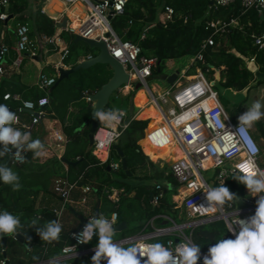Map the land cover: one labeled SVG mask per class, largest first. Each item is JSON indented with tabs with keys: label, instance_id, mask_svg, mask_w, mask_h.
Masks as SVG:
<instances>
[{
	"label": "trees",
	"instance_id": "16d2710c",
	"mask_svg": "<svg viewBox=\"0 0 264 264\" xmlns=\"http://www.w3.org/2000/svg\"><path fill=\"white\" fill-rule=\"evenodd\" d=\"M32 1L40 2V0ZM31 4V0H8L7 10L0 8V12L5 11L7 16L12 14V18L8 19L6 23L5 19L0 18V48L5 41L4 37L8 36L13 39L18 24L28 25L30 39H39L41 36L51 37L55 34L57 24L42 13L39 8L34 15L25 14ZM165 5L172 7L174 12L170 20L162 23L157 20V16ZM218 18L225 20L234 18L237 25L229 32L212 35L213 44L205 49L203 61L195 60L193 64L200 68L209 81L213 82V88L218 93L223 107L229 109V100L221 94L223 90L231 93L240 92L248 89L254 82L264 81V79H255L254 77V73L264 75V49L258 48L253 40L254 35L260 34L264 30V14L259 15L254 9L245 10L240 0H234L228 6L218 10L212 7V0H127L123 14L112 20V28L121 39L136 43L140 47L142 55L155 57L158 60L154 68L156 76L161 75L163 71L165 73L168 62L171 60L165 79V82L168 83L170 77L175 74L179 76L190 63L189 59H183V57L192 58L203 40L211 35L210 31L204 29V24L209 20ZM2 29L3 33H1ZM1 34L5 36L2 37ZM60 36L67 44L68 55L64 60V64L67 66L73 67L88 56H94L97 53L85 42L76 41L74 34L68 31H62ZM250 59H253L254 72L247 64V60ZM112 73L109 65L96 63L86 69L73 71L57 84H55L58 79L56 76L54 84L47 89V94L38 91L36 87L28 89V93L24 86L18 84H12L5 88L6 81H4L0 86V104H6L12 112L16 113L20 102L14 101L12 98L4 99V94L18 93L22 100L33 101L47 96L49 103L44 107L46 116L57 119L62 125L64 135L69 139L61 160L68 165L70 180L76 181L78 187L91 183L98 192L103 189V186L122 188L121 194L124 197L134 191V197L137 198L139 205L136 209L135 206L137 205L133 203L131 209L134 207L137 211L135 212L133 209L132 212L139 217V220L145 222L157 214L167 215L176 223H180L185 214L182 210L174 207L175 203L172 200V196L178 193V184L175 178L169 171L168 165L164 164L159 167L142 152L137 143L145 137L148 124L152 120L160 118L153 105L146 104V102L138 105L135 95V104L139 106L136 117L139 119H131L127 128L116 141V145L126 158V170L121 166L120 156L116 149L112 147L110 150V158L119 164V169L116 171L117 177L111 174L114 171L108 170V162L100 163L93 155L92 150L86 151L87 135L91 126L92 102L81 98V95L95 93L111 78ZM120 97L124 103L128 99L130 107H133L129 96L123 95L119 89H116L109 97L104 110L112 109L110 102L117 101ZM134 114L135 111L130 109L129 117ZM230 115L235 117V110H230ZM87 120L88 122L83 126V129L78 131L77 129ZM256 126L264 139V118L256 122ZM130 137L133 138L134 142ZM148 139L146 137L141 144L144 147V152L149 155L147 152ZM151 159L153 158L151 157ZM59 161L55 160L54 163L59 165ZM76 161H79L78 164L71 165ZM4 162L9 167L11 166L7 156L0 158V163ZM30 162L28 158L20 166L26 167ZM238 177L233 175L225 182L224 186L228 187L234 194L230 201L238 208L246 205L245 199H252L257 202L258 196L261 194L251 197L252 192L247 193L245 191L247 187L238 181ZM131 178H136L137 183H130L129 179ZM152 181L160 182L164 189L163 196L156 206H151L148 199L153 186ZM25 191L28 192L27 189ZM21 192L23 191L18 190L15 193V191L11 192L4 187L0 188V211L7 210L13 215L19 216L23 226L18 231L25 236L26 248L24 260L20 264H40L45 260L60 257L62 255L61 249L71 244L69 235L71 231L76 229V225L62 226L60 237L56 241H42L36 228L32 227V221L37 222V227H42L46 222L55 220V214L50 208L33 209L31 214L25 213V216L19 213L17 206L16 208L13 206L12 197ZM23 196H26V193ZM23 196L18 194L15 197L17 201L22 202ZM102 198L103 204L107 207V211L104 213L112 214L115 212L118 215L121 198L116 204L111 203L106 195H103ZM16 204L20 205V203ZM93 208L92 217L98 218L99 216L95 215L96 204ZM159 220L161 221V219ZM143 223L138 227H141ZM28 237H31L30 241ZM191 238L194 245H199L201 251L204 252H208V248L221 239H233L222 220L194 228ZM97 242L98 236L93 238L90 243H85L81 249L96 246ZM34 257L38 259H34ZM2 261L3 264H7L0 246V264ZM45 264H92V258L88 255H82Z\"/></svg>",
	"mask_w": 264,
	"mask_h": 264
},
{
	"label": "built area",
	"instance_id": "2783aa9c",
	"mask_svg": "<svg viewBox=\"0 0 264 264\" xmlns=\"http://www.w3.org/2000/svg\"><path fill=\"white\" fill-rule=\"evenodd\" d=\"M66 6H76V11L73 13L75 20L68 24V31L74 35H81L86 38L102 41L105 44L108 54L121 64L124 71L128 74V82L124 88L131 89L136 92L132 82L143 85L148 94L146 104H151L156 109L160 119L148 131L151 132V141L158 148L163 142L166 143L169 152L163 161L168 163V158L171 162L168 165L169 171L175 178L178 188L181 190L173 196L175 198V208L184 212L185 217L180 223H176L167 215H156L155 218H162L166 225L155 228L150 234H141L133 237H127L114 241L113 244L129 248L132 246L146 247L149 244L161 243L167 249L176 255L175 249L181 243L194 244L191 238L192 230L200 225L207 224L216 220H222L226 224L228 230L235 228L239 231L237 222L240 219H247L255 214L257 202L252 199H245L246 205L243 207H235L232 201H226L223 205L215 204L213 207H208L206 201V191L210 187H218L221 184L225 185L228 178L233 175L240 176L245 172L258 174L259 171H264V157L261 152L260 145L248 129V135L251 137L258 151L250 152L243 139L240 137L236 129L239 126L238 119H233L232 116L225 110L221 104L218 93L213 88V82L209 81L203 72L198 67L193 79L188 80L185 84L179 82L168 85L157 94L148 87L147 79L154 77V68L158 60L155 57H148L141 54L140 47L131 41L121 39L112 28V20L123 14L124 6L127 0H61ZM234 0H212V7L216 10L221 7L228 6ZM241 5L245 10L254 9L259 15L264 14V3L261 0H240ZM8 0H0V8L6 9ZM111 10V12L109 11ZM173 8L165 5L157 16V20L164 23L171 19ZM7 14L5 11L0 12V18L5 19ZM237 21L234 18L225 20L218 18L209 20L204 24V29L210 31L206 39L203 40L198 51L192 57V62L203 61V54L207 46L213 44L215 33H225L236 27ZM15 50L18 54L33 53L36 48L35 41L29 37V28L27 24H18L15 30ZM57 39L53 36H41L39 41L46 44H54ZM254 44L264 49V30L253 36ZM58 41V40H57ZM8 52V47L2 45L0 48V73L3 72L2 62ZM68 55V49L63 47L59 60L55 63V68L65 67L64 60ZM92 56H88L90 58ZM19 59L14 61L18 65ZM253 62V59L247 60V64ZM186 69L180 76L185 75ZM178 76V77H180ZM177 77V78H178ZM41 87H49L55 82V78L47 77L43 74L39 77ZM129 91V90H128ZM85 94V99L91 101L88 93ZM132 95V100H133ZM4 99H19L17 94H4ZM92 102V101H91ZM49 99L47 96L33 100H20V105L17 112L27 111L30 113V123L22 124L24 131L29 130L30 126L38 124L46 115L44 107L48 105ZM133 104V102H132ZM121 113V119L116 124L115 128H108L98 122L97 127L93 132L92 152L98 157L101 163L108 162V166L112 171L119 169V164L110 158V150L112 145L120 138L122 132L127 128L131 119H136V115L129 117L128 113L123 109H118ZM223 125V127H221ZM51 138L57 146L60 143L68 142L65 135L58 131L51 132ZM11 147V146H10ZM3 145L0 144V150ZM176 149V150H172ZM16 149H12L13 154ZM173 152L175 158L173 159ZM176 152V153H175ZM178 153V154H177ZM29 151L24 153L25 161L17 162L9 156L12 165H22L28 159ZM168 160V161H167ZM247 166L245 170L244 166ZM255 166V169L253 168ZM202 171H209V174L204 176ZM77 187L76 182H68L63 178H56L54 181V191L62 198L60 209H55L53 212L56 215V220L60 219L63 208L73 202L71 200V191ZM83 196L80 199V204L86 203L87 195L92 191H97L90 185L81 187ZM247 193L250 191L245 190ZM103 192L112 201H117L119 195L123 192L122 188L103 187L100 191ZM151 205L156 206L163 196L164 189L160 182H153L151 189ZM262 196L264 192L259 193ZM258 195L252 192L251 197ZM200 205H204L202 209ZM114 217V219H113ZM117 217L116 213L112 214V223ZM88 218L87 220H90ZM85 225L79 229L70 232L69 238L71 244L64 246L61 251L63 255H88L95 254V246L88 250H80L85 243H79L76 236L83 230ZM230 232V231H229ZM233 239L235 236L230 232ZM96 237V236H94ZM93 237V238H94ZM167 237L168 239H164ZM1 246V238H0ZM207 252L201 251L198 264H203V256ZM146 259V258H144ZM4 262L2 261V264ZM101 264H107V261L102 258ZM143 264V260H142Z\"/></svg>",
	"mask_w": 264,
	"mask_h": 264
},
{
	"label": "crops",
	"instance_id": "0c3cea01",
	"mask_svg": "<svg viewBox=\"0 0 264 264\" xmlns=\"http://www.w3.org/2000/svg\"><path fill=\"white\" fill-rule=\"evenodd\" d=\"M31 3L32 4L30 5L29 9L26 10L25 14L34 15L39 8L40 11L44 13L47 17L53 19L55 23L57 24V29H56L55 34L53 35V38L57 39L58 41L56 40L54 44H46L45 42L39 41L38 38H33L31 40L35 41V44H37L36 48L32 51L33 53L30 54L26 52V53L18 54L14 48L15 40H16L15 35L13 39L12 38L10 39L8 36L4 37L5 35L1 34L2 37L5 38V41H3V45H6L8 47V52L6 56L4 57V60L1 65L3 72L0 73V86L2 82L6 81L4 85L5 88L10 87L12 84H18V85L24 86L26 90L28 91V93H29L28 89L32 87H36L38 91H41L47 94L48 93L47 89L51 87L54 83L51 86L46 87V88L41 87L39 77L41 74L47 77H52V78H55L56 76L58 77V70L55 68V63H57V61L59 60V56H60V53L63 47L67 46L65 40L60 36V33L62 31L64 32L68 31L67 29L68 24L70 23V21L75 20L73 13L76 11L77 7L76 6L75 7L66 6V4H64L61 0H40V2H33L31 0ZM8 17H9L8 19L12 18V14L8 15ZM1 33H3V29L1 30ZM183 58L192 60V58H186V57H183ZM16 59L20 60L18 65L14 64V61ZM169 62L167 65L168 68H169ZM248 65L250 69L254 72L255 70L252 69L253 62ZM69 67L70 66L65 65L64 68H69ZM256 74L254 73L255 79H261L260 77L264 78V75H261L258 73ZM172 82H168L167 85L172 84ZM136 85L137 83L135 84V86ZM138 89H141L140 86L139 88L136 89V92ZM128 90L129 89L123 88V87L119 89V91L123 95H126L125 93H127ZM141 91L143 93L142 89ZM14 94H17L19 96V99H13V98L12 99L14 101L20 102V100H22L20 95L18 93H14ZM133 104L135 106V101L133 102ZM137 113L138 111L135 112L136 116H137ZM16 115L18 117V121L13 125V127L19 129L22 132H25L24 127H22V124L30 123V118H31L30 113L27 111H22V112H16ZM159 119H154L148 124V128L145 131V137L139 141L141 143L146 137L148 139V133H149V139L147 142V152L153 158V160H155L154 152L157 149V147L154 145V142L151 141V137L153 135H151V132H149L148 130L151 127H153ZM82 129L83 127L77 130L81 131ZM53 130H58L64 134L61 123L57 119H53L49 117L48 115L47 116L45 115L38 124L30 126L28 132H30L31 138L33 140L39 139L42 141V143H44L47 155L45 157L33 158V153L29 151L28 158L31 162L26 167H21L20 165L19 166L12 165L10 163L11 165L10 167L15 173L18 174L20 178L19 183L22 185V187L19 190L24 192V193L21 192L18 194L23 196L26 193V196H23L24 200L22 202L16 200L15 196L18 194L13 195L12 197L13 198L12 201H14L13 206H15V208L17 206L19 213L24 214V216H25V213L31 214L32 213L31 210L33 209L41 210V209L50 208L52 209V211H54L55 209L61 208L62 198L60 197L59 194H57L54 191V181L56 178H63L71 183L76 182V181L70 180L68 165L63 160H61L62 155L65 151L66 145L69 142V139L65 136L68 139V142L60 143L59 146H57L56 145L57 143L53 141V139L51 138V132ZM251 131H252V134H254V137L257 140V142L260 144L261 152L264 157V139L260 135V132L256 126V123L251 128ZM87 139H88V135H87ZM138 145L140 146V144ZM161 146H159L158 148H160ZM143 150H144V147H143ZM143 150L142 152L150 160H152L151 157L148 154H146ZM173 150H176V149H173ZM93 155L98 159V157L94 153ZM172 155L174 158L175 157L174 152ZM54 158L57 161L60 160L59 165H56L54 163L55 161ZM154 182H157V181H154ZM86 185L92 186L91 183H87ZM3 187L6 188V190L9 189L11 192H14L11 186L8 187V185H5L3 181L0 180V188L2 189ZM81 187H78L77 185V187L73 191H71V200L73 202L67 204L63 208L60 219H59V223L62 226L67 225V224L68 226L76 225L75 228H77L80 222L79 216H82L86 219L91 218L94 212L93 207L95 204L97 206V208L95 209V215L96 216L98 215L99 217L103 215L104 217H106L107 219L111 221L113 213L112 214L104 213L105 211H107V207L103 204V198H102L103 195L105 194L103 192H98V190L92 191L87 195L86 203L80 204L79 201L81 197L83 196ZM25 189H27L28 192L25 191ZM178 190H179L178 191L179 193L181 190L180 189ZM16 192L17 191H15V193ZM134 194L135 192L131 191L126 197L122 196V194L119 195L118 200H120L121 198V201L120 202L118 200L117 201L120 204V208L118 210L120 212L112 224L113 226H115L120 222H125L126 225L121 230L114 231L112 242L120 240V239H124L127 237L141 235V234H149V233L151 234L155 230V228L166 225L165 220L162 218H159L161 219V221L158 218L153 219L152 222L150 221L157 214L145 222L143 220H139L138 219L139 217L137 215H134L132 212L134 207L131 209V204L133 205V203H136L137 205L135 206L136 209H138V205H139L138 201L136 200L137 198L134 197ZM173 196H172V200H174L177 197L175 196V198H173ZM109 200L111 203H114V204L117 203V201H112L111 199ZM16 203H20V205ZM78 206L81 209H79ZM55 220H56V215H55ZM141 223H143L142 226L138 227L141 225ZM19 233L23 236L22 241L14 239L12 235L9 236L7 240V246L5 250V253H6L5 260L9 264H20V262L24 260L26 240H25L24 234H22L21 232ZM90 248H87V249L83 248L80 250H88ZM88 254H91V253H88ZM93 255L94 254H91V257H93ZM79 256H82V255L76 256V255H63L62 254L60 257L56 259H50L47 261L45 260L41 262L40 264L50 263L53 261H61V260H65V259H69L73 257H79Z\"/></svg>",
	"mask_w": 264,
	"mask_h": 264
},
{
	"label": "clouds",
	"instance_id": "9594fccd",
	"mask_svg": "<svg viewBox=\"0 0 264 264\" xmlns=\"http://www.w3.org/2000/svg\"><path fill=\"white\" fill-rule=\"evenodd\" d=\"M261 2L264 3V0ZM94 116L102 126L108 128H115L121 119L118 109H100L94 112ZM262 118H264V103L259 100L252 103L247 111L238 117L239 126L236 131L252 153H256L258 149L247 130ZM17 121L16 113L6 104H0V144L3 145L0 158L10 156L22 163L26 160L24 156L26 151L32 152L33 158L45 157L47 153L44 143L39 139L33 140L30 132H22L13 127ZM12 149H16L14 154ZM253 168L255 169L254 165ZM19 179L18 174L6 162L0 163V180L5 185L11 186L13 191H18L22 187ZM237 179L246 185L250 192L257 194L264 192V171H259L258 174L245 172ZM205 193L209 208L215 204L223 205L226 201L232 200L234 195L224 184L210 187ZM258 197L255 214L237 222L238 232L235 228L229 229L235 239H221L211 245L207 254L203 256V264H264V195ZM200 207L205 209L204 205ZM36 224L37 222L33 220L32 227L36 228L42 241L52 242L59 239L62 225L57 220H50L42 227H37ZM22 227L19 216L7 210L0 211V238L4 235L17 234ZM114 231L112 221L101 215L88 220L83 230L76 236L82 244L90 243L94 236H98L92 264H101L102 258L107 264H142V260L143 264H198L201 258L200 246L190 243L179 244L175 249L176 255L159 242L146 247L132 246L125 249L113 244ZM28 239L30 241L31 237ZM34 259L38 258L34 257Z\"/></svg>",
	"mask_w": 264,
	"mask_h": 264
},
{
	"label": "water",
	"instance_id": "95a60500",
	"mask_svg": "<svg viewBox=\"0 0 264 264\" xmlns=\"http://www.w3.org/2000/svg\"><path fill=\"white\" fill-rule=\"evenodd\" d=\"M109 11L111 12V10L109 9ZM10 17V16H9ZM8 16L5 18V22L8 20L9 18ZM75 40L76 41H83L85 42L90 48L92 49H97V53L96 55L90 57V58H86L85 60L79 62L77 65L70 67V68H64V67H59L58 68V79L56 81L55 84H57L60 80H62L63 78H66L70 73H72L73 71L79 70V69H86L96 63H102V64H107L111 67L113 73L111 78L101 86L100 89H98L95 93L90 94L89 97L92 101V111H91V116H90V121H91V127L88 133V143H87V147H86V151H90L92 149L93 146V132L95 130V128L98 125V119L94 116V112L100 109H105L109 100V97L111 96L112 92L116 89H119L122 85H125L128 82V74L124 71V69L122 68L121 64L118 63L114 58H112L105 47V44L102 41H96L94 39H90V38H86L83 37L81 35H75ZM167 75L166 74H162L159 75L160 79H166ZM139 84H137L135 87L136 89L139 88ZM81 98H85V94L81 95ZM88 122V120L79 128L81 129L86 123ZM138 144H140L138 142ZM142 146V145H141ZM113 148L116 149L118 155L120 156V160H121V166L124 170H126L127 168V163H126V158L123 154V152L120 150V148L115 144L112 145ZM141 149L143 150V147H141ZM79 161L73 162L71 163V165H76L78 164ZM171 162V160L168 161L167 165H169ZM109 170V167H108ZM151 195L152 193L150 192L148 195L149 200H151ZM79 225L77 226L76 229H79L82 225H86L88 223V220L82 216H79ZM125 222H120L117 225L113 226V228L115 229V231H119L122 228L125 227ZM11 235H4L1 238V249H2V254L4 259L6 258V246H7V240L8 237ZM13 238L19 241L23 240V236L20 233L17 234H12ZM7 264H9L6 261Z\"/></svg>",
	"mask_w": 264,
	"mask_h": 264
},
{
	"label": "rangeland",
	"instance_id": "374dc122",
	"mask_svg": "<svg viewBox=\"0 0 264 264\" xmlns=\"http://www.w3.org/2000/svg\"><path fill=\"white\" fill-rule=\"evenodd\" d=\"M94 50L97 51V49H94ZM183 59H185V58H183ZM251 66H252V64H251ZM187 67H186L185 75L178 77L175 80V83L179 82L180 84H185L188 80L193 79L194 74L198 70V67L195 64H193L191 59H190V63L187 65ZM252 69L255 70L254 66L252 67ZM167 72H168V66H167V70L165 71V73L163 71L162 74H166L167 75ZM186 73H189V75L187 76ZM260 78L264 79L263 77H260ZM135 84H136L135 82L131 83V85H134V86H135ZM147 85H148L149 88H151L154 91L155 94H157L158 92H161L162 89H164L165 87L168 86L164 79H160L159 76H156V75L154 77H151V78L147 79ZM122 87L124 88V85H122ZM140 88L143 90V93L145 94V96H147L148 92L145 89V87L143 85H140ZM141 89L137 90V92H132V88H131L125 94H127L129 96V100L131 102H134V97L136 95V101H137L138 105H142L147 100H146L144 94L142 93ZM221 94H222V96L224 98L229 100V107H228L229 109L225 108L227 110V112L230 114V110H232V109L235 110V117H232V118L233 119H238V117L241 114H243L244 112H246L247 108L250 107L251 104L254 103L255 101L259 100L262 103H264V81H262L260 83H255L254 82L251 86H249L248 89H245V90L240 91V92L231 93L229 91L223 90L221 92ZM132 95L134 96L133 100L131 99ZM219 100H220V98H219ZM220 102H221V100H220ZM221 104H222V102H221ZM110 105L112 106V109H123L127 113L130 111V109H132L133 111L136 112V111H138L137 109L139 108V106H137L136 104H135V106L133 104V107H130L131 105H130L128 99H127V102L124 103V100L122 99V97H120L117 101H111ZM120 107H122V108H120ZM137 119H139V118L137 117ZM130 138L133 141V138L132 137H130ZM137 143H138V141H137ZM141 145L142 144L140 143V146ZM164 146H167L165 142L162 143L161 147H164ZM141 147H143V146H141ZM170 159H172V158H168V160H170ZM152 161L154 163H156L157 165H159V167H162L164 164H166V162H164L163 160L155 161V160L152 159ZM111 174L114 177L118 176V173L116 171L112 172ZM202 174L204 176H206V175L209 174V171H202ZM129 181H130V183H133V184L137 183V179L136 178H131V179H129ZM153 182L154 181H152L151 183H153ZM105 187H107V186H105ZM78 208L81 209L79 206H78ZM134 211H135V209H134ZM135 212H137V211H135ZM164 239H168V238L165 237ZM88 256H91V254H88Z\"/></svg>",
	"mask_w": 264,
	"mask_h": 264
},
{
	"label": "bare ground",
	"instance_id": "6f19581e",
	"mask_svg": "<svg viewBox=\"0 0 264 264\" xmlns=\"http://www.w3.org/2000/svg\"><path fill=\"white\" fill-rule=\"evenodd\" d=\"M51 17V16H50ZM185 70V69H184ZM183 70V71H184ZM183 71H182V73H183ZM186 72V71H185ZM186 75H187V73H186ZM188 76V75H187ZM178 76H177V74H175V75H173L172 77H170L169 78V80H168V82H172V81H174L176 78H177ZM251 130V129H250ZM252 132V131H251ZM254 135V134H253ZM259 144V143H258ZM260 145V144H259ZM176 151H178V150H176ZM169 152V150H168V148H167V146H165V147H160V148H157L156 150H155V152H154V156H155V161H159V160H162L163 159V157H165L166 155H167V153ZM176 153V152H175ZM175 158V157H174ZM173 158V159H174Z\"/></svg>",
	"mask_w": 264,
	"mask_h": 264
},
{
	"label": "snow or ice",
	"instance_id": "6c2138e0",
	"mask_svg": "<svg viewBox=\"0 0 264 264\" xmlns=\"http://www.w3.org/2000/svg\"><path fill=\"white\" fill-rule=\"evenodd\" d=\"M245 170H247V165L244 166Z\"/></svg>",
	"mask_w": 264,
	"mask_h": 264
}]
</instances>
